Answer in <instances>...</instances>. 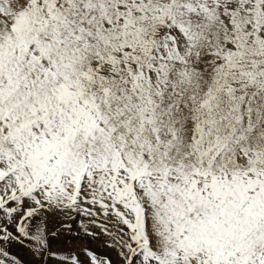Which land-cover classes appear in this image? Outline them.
Segmentation results:
<instances>
[{"label": "snow or ice", "instance_id": "6c2138e0", "mask_svg": "<svg viewBox=\"0 0 264 264\" xmlns=\"http://www.w3.org/2000/svg\"><path fill=\"white\" fill-rule=\"evenodd\" d=\"M0 264H264V0H0Z\"/></svg>", "mask_w": 264, "mask_h": 264}]
</instances>
